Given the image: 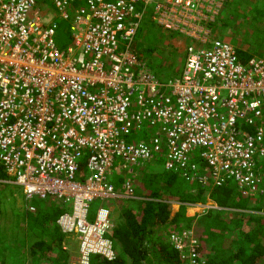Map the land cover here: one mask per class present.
Listing matches in <instances>:
<instances>
[{
    "label": "built area",
    "instance_id": "obj_1",
    "mask_svg": "<svg viewBox=\"0 0 264 264\" xmlns=\"http://www.w3.org/2000/svg\"><path fill=\"white\" fill-rule=\"evenodd\" d=\"M46 1L0 0V180L26 198L62 202L58 224L86 264L114 256L112 201L140 198L137 174L154 159L193 183L235 180L243 193L258 191L264 58L244 61L217 37L232 0H51L70 22L66 48L57 22L33 12ZM145 17L188 39L179 75L161 79L139 55ZM135 133L149 138L130 140ZM171 241L182 264H200L193 229Z\"/></svg>",
    "mask_w": 264,
    "mask_h": 264
},
{
    "label": "trees",
    "instance_id": "obj_2",
    "mask_svg": "<svg viewBox=\"0 0 264 264\" xmlns=\"http://www.w3.org/2000/svg\"><path fill=\"white\" fill-rule=\"evenodd\" d=\"M224 10L229 16L221 17L219 23L229 34L224 33L223 37L220 31L223 40L232 43L234 27L249 25V33L233 38L242 60L253 56V50H264V0H232ZM239 15L241 18L236 19ZM251 37H255V41L249 39L253 46L248 43ZM136 49L145 59L137 41ZM150 53L157 55L154 50ZM193 160H199V156ZM153 163L139 169L136 194L140 198L121 200L118 204L121 211L107 234L114 256L92 254L89 264H182L171 241L172 233L182 226L193 229L198 238L200 264H264V155L258 156L255 167L259 189L250 194L239 191L235 180L220 186L193 184L178 172L158 170ZM209 201L218 207L187 215L189 207ZM41 202L44 205L40 212L24 211L25 214L0 226V243L16 226L15 231L26 234L18 241H8L3 254L0 251V264H72L78 242L58 224L59 216L68 208L52 197ZM174 204L178 208L174 209ZM33 207L31 211L38 209Z\"/></svg>",
    "mask_w": 264,
    "mask_h": 264
},
{
    "label": "rangeland",
    "instance_id": "obj_3",
    "mask_svg": "<svg viewBox=\"0 0 264 264\" xmlns=\"http://www.w3.org/2000/svg\"><path fill=\"white\" fill-rule=\"evenodd\" d=\"M224 9L222 10L221 16L219 17L217 24L215 25V28H214L217 37H219L220 39H223L221 35H219L220 31L223 32L222 34L223 37L229 34L228 29L223 28L222 25L219 23L221 17L229 16L227 14L228 13L227 10H224ZM244 9L246 10V8ZM38 10H40V15L45 20H51V21L57 22L58 28H57V34H56V41L60 47L66 48L68 45L73 43V39L71 38V31H69L70 22L63 19L60 16L59 10L55 8L51 0L46 1V2H39L37 7L33 9V12L38 11ZM241 13L242 12H240V14ZM235 18L240 19L241 17L239 15V16H235ZM248 27L249 25H246V26L244 25L243 27H238L237 25L236 27H234L236 29H234L235 33H234L233 38L235 37L240 38L242 36H245V33H249ZM239 31H242L243 33ZM171 34L172 33H170L168 30L153 23L149 19V17H145L141 21L137 35H136V41H137L138 47L140 51L144 53L143 57L146 60H148L149 66L150 67L152 66L151 69L153 70V72L158 77L164 80H168L172 77L179 75V73L177 72H180L182 62H183V56H184V52L186 48V41H188V39L186 40L185 38H184L185 41H182V39L172 34L174 37L173 39L171 38L172 37ZM233 38L231 42L237 48H239V46L237 45V40ZM249 39H253L255 41V37L248 38V43L253 46V44L249 41ZM180 45H183L181 47L182 51H180V47H179ZM151 50L152 51L154 50L157 53V55L155 56L154 54H151L150 53ZM253 56L264 58V50H262L260 53L253 50ZM177 63H179V65H177ZM135 137L140 140L149 138L148 135L135 133V134L130 135L129 139L133 140ZM153 161H155V163H153L154 164L153 166H155L158 170L170 171L166 169L163 158H157V159H154ZM204 173L205 171H203V174ZM189 182H194V181L189 179ZM13 185H15L16 187ZM25 198L26 197L21 192L20 186L12 182H9V181L1 182L0 180V226L7 224L8 221L17 219L24 213V211H30L31 213H37L38 211L40 212L41 210L40 206L44 205V202H41L42 199L35 197L33 199L27 200ZM119 202H121V200L120 201L118 200L117 202L112 201L114 226H115V222L117 221L118 215L121 211V208H119V205H118ZM98 204L99 203L97 201L92 203L91 214H90L91 220L95 216ZM32 206H35L38 209L36 211H31L30 209ZM175 208H178V205L175 204L174 209ZM189 208H190L189 213L190 212L193 213L194 211L191 210L192 206ZM23 223H24V220H22L21 224L23 225ZM16 229H17V226H16ZM16 229H14V231H8L7 234L5 235L6 240L0 243L1 253L3 252V250L7 249L6 245L8 241L10 240L18 241L19 238H25L24 236L25 233H20L19 231L17 232L15 231ZM72 239H75L78 242V239L76 237L72 236ZM75 250H77L78 253L72 257V260H71L72 264H86L85 261L87 257L79 252V244H78V247L76 245ZM0 256L2 255L0 254Z\"/></svg>",
    "mask_w": 264,
    "mask_h": 264
},
{
    "label": "crops",
    "instance_id": "obj_4",
    "mask_svg": "<svg viewBox=\"0 0 264 264\" xmlns=\"http://www.w3.org/2000/svg\"><path fill=\"white\" fill-rule=\"evenodd\" d=\"M175 206V205H174ZM176 209V208H175ZM189 209L190 208H188V211H187V215H189V216H193V215H195L196 213H200V212H202L203 211V209L202 208H199V206H192V209L191 210H193L194 212L192 213V212H190L189 213ZM181 228H185V227H181ZM180 228V229H181Z\"/></svg>",
    "mask_w": 264,
    "mask_h": 264
}]
</instances>
